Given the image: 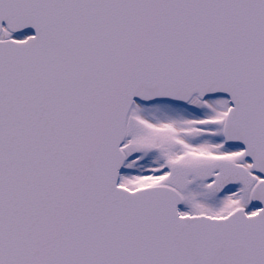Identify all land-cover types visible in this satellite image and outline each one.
Instances as JSON below:
<instances>
[{"label":"snow or ice","instance_id":"obj_1","mask_svg":"<svg viewBox=\"0 0 264 264\" xmlns=\"http://www.w3.org/2000/svg\"><path fill=\"white\" fill-rule=\"evenodd\" d=\"M0 264H264V0H0Z\"/></svg>","mask_w":264,"mask_h":264}]
</instances>
